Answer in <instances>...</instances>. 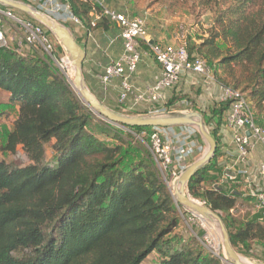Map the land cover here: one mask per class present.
Returning <instances> with one entry per match:
<instances>
[{
	"label": "trees",
	"instance_id": "1",
	"mask_svg": "<svg viewBox=\"0 0 264 264\" xmlns=\"http://www.w3.org/2000/svg\"><path fill=\"white\" fill-rule=\"evenodd\" d=\"M61 1L87 38L104 32L110 47L115 42L122 52L117 27L106 17L94 21L100 10L93 1ZM200 1L213 17L197 45L187 47L189 57L200 56L213 70L214 83L241 93L256 120L264 122V0ZM111 3L105 0L107 8L129 15ZM140 50L151 56L143 42ZM82 71L94 93L84 63ZM0 92L8 95L4 106L18 107L3 150L21 152L24 161L18 166L0 160V264H142L152 253L159 257L153 264H222L195 239L168 237L176 226L171 193L131 133L153 128L120 126L127 133L98 118L35 51L0 48ZM173 97L162 106L165 112L180 102ZM136 109V114L153 111ZM227 110L228 103L219 102L208 118L202 113L205 125L213 122L209 134L216 151L187 190L219 215L231 247L244 250L256 242L264 246V222L233 214L239 194H226L214 183L202 187L211 183L207 174L222 154L219 130Z\"/></svg>",
	"mask_w": 264,
	"mask_h": 264
},
{
	"label": "built area",
	"instance_id": "2",
	"mask_svg": "<svg viewBox=\"0 0 264 264\" xmlns=\"http://www.w3.org/2000/svg\"><path fill=\"white\" fill-rule=\"evenodd\" d=\"M36 6L46 12L59 23L76 28H82L81 21L76 18L70 10L68 4L61 0H16ZM93 1L100 10V13L94 14V21L101 17L108 18L119 30V37L122 40V52L117 59L111 61L103 70L102 74L97 76L99 84L106 90L111 86L114 80L120 81V91L118 104L125 107L126 111H133L142 105L158 106L153 111L146 114H162L165 112L162 106L165 102V92L174 89L180 83L183 76L193 74L202 76L209 81H213L210 70L206 62L200 57H189L187 46L181 39L175 45H161L153 42L147 34V13L144 12L136 17H129L125 13H119L105 6V0ZM0 14L15 21L21 28L23 34L24 46L32 49H40L49 59L53 66L62 68L65 80L67 79V68L65 60L68 57L60 58L56 50V44L52 40L49 32L40 24L32 19H23L18 17L12 9L0 7ZM94 24H92L93 26ZM90 37V35H87ZM179 37V36H178ZM143 42L148 47L154 61L160 67V76L153 85L142 89L135 87L131 79L135 75L137 66L141 61L140 44ZM7 48L2 26L0 25V48ZM61 48L60 46H58ZM18 53L20 51L16 50ZM218 101L228 103V110L225 116V122L232 133L231 139L236 154V160L241 165L247 167L250 153L260 147L262 150V161L258 165V174L264 178V127L257 123V120L250 108L246 98L238 91L231 88L218 85ZM131 98L132 103L126 105L127 100ZM190 105L187 101H180L177 107H186ZM181 112V111H177ZM188 113L187 111H185ZM191 130V134L197 131L189 126H181ZM171 128H153L145 138L147 150L157 168L159 175L169 176L175 180L178 175L187 167L185 157L191 150L178 149L169 142L166 136V130ZM145 133V131L139 134ZM241 176L246 175L245 170L238 171ZM217 187V186H216ZM250 197L256 202V210L259 213L260 221L264 222V188L259 191H252ZM199 241V240H198ZM207 249V253L216 259L222 261L221 253L215 248L210 247V242L204 239L199 241ZM201 246V245H200ZM209 247V249L207 248ZM204 249V248H203Z\"/></svg>",
	"mask_w": 264,
	"mask_h": 264
},
{
	"label": "rangeland",
	"instance_id": "3",
	"mask_svg": "<svg viewBox=\"0 0 264 264\" xmlns=\"http://www.w3.org/2000/svg\"><path fill=\"white\" fill-rule=\"evenodd\" d=\"M110 1L112 2L111 4L114 7H116L117 9L118 7H121L122 8L121 11L125 10L129 13V15L132 14L140 15L143 12H146L148 17L146 25L147 27H149L150 31L153 30L155 32L156 31L165 32L166 30L173 29V31L176 32V34H178L177 36H179L177 40L181 39V41H184L188 48L197 45L199 35H203L204 31H207L211 19L213 17V15L209 12L208 8L205 7L204 5H201L200 0H131V2H127V0H110ZM15 12L16 15H18V17H23V19H31L26 15L24 16V14H21L17 11ZM0 25L2 26V31L4 33L5 41L8 48L23 52L27 51L25 50V46L22 41L23 39L22 30L15 21L0 14ZM67 27L70 29L72 35L74 34V36H76L74 30L77 32V30L79 29L68 25ZM51 37L56 44L57 47L56 50L57 53L59 54V57L65 58L64 49L58 44V42L56 41V39H54L53 36ZM79 45L82 46V44ZM58 46H60L61 48H59ZM34 51L37 52L39 55H44L40 49H34ZM192 56L200 57L198 55H192ZM53 67L61 76H63L62 73L60 72L61 70H63L62 68H56L55 66ZM88 70H90L91 74H93L94 76H97L99 74L98 71L93 69V66L90 63H86V71ZM209 70H210V75L213 78V74H212L213 70L211 68H209ZM187 75L183 79V81L186 82H182V84L179 83L176 88L167 91V93L176 96V98L175 97L173 98L176 99L177 101H182V100L187 101V103H189L190 105L186 107L180 106L175 110H173V112H177V111H181V112L187 111L188 113L197 112L201 115L203 113L204 115H206V118H208L210 107L215 104V99H213L214 97L213 94L210 97L208 96V92L211 90L210 88L214 86L213 85L214 82L209 81L208 79L202 76L190 75V74L188 76ZM93 91L94 93L92 91L90 92L94 96L100 97L99 90L93 87ZM2 100L5 101L6 99L3 97ZM167 101H168V97L165 102ZM101 103L106 107H108L109 109H111L112 111L122 115H128V116L145 115V114H136L133 111H125L124 110L125 107L118 103L110 104L108 101ZM0 110H1L0 111L1 114L0 115V160H4L7 163H12L18 166L22 165L24 161L22 159L21 152H17V154L13 156L3 150V147L7 140V136L12 129L13 120L17 116V111H13V109L6 110V106H0ZM257 120H258V124L264 127L263 120L261 118H257ZM113 126L116 129L119 130L121 129L123 131H126L127 133H130L129 131L120 128V126H116V125ZM212 126H213L212 121H210V124L208 126L205 125L209 133ZM149 132L150 131H145L144 135L142 133L135 134L131 132L132 135L135 137V139L140 143L139 147L140 146L144 147V149L147 152L148 150L146 147L147 143L145 138L148 136ZM107 143L109 145H113V142H110L108 140ZM200 157L201 155L196 159H194L193 161H191L187 166L194 163ZM221 174H222L221 172L216 171L215 173H212L211 175L207 176L208 181H211V183L210 182L204 183L202 187L209 188L214 183V185H216L217 187L225 190V192H228L229 188L232 187L231 186L228 187L227 183H223L220 181ZM160 178L164 183V185L168 188V192L172 191L173 189L172 182L174 181L173 178L166 175H164V177L160 175ZM185 193L193 200L204 205L199 198H194L188 193L187 187L185 188ZM171 199H172V206L175 211L176 226L172 231V233L168 235V237L180 242H187L193 238L201 246L202 244L199 241H204V239H206L207 241L210 242L211 245L210 247L215 248V250H218L219 253H221V256L224 257L225 253L222 248L221 237L217 231V228H215V226L209 227L207 225H204V223L199 219L198 216H196L187 208L176 205L172 197ZM244 208H246V206L245 204H243V200L242 199L238 200V208L236 212H233V214L238 215L239 212L242 211ZM203 248L207 253L208 252L207 249L205 247ZM207 248L209 249L208 246ZM234 251L238 257L246 259L250 263H264V246H262L258 242L251 244V246L248 249L243 250L242 248H238ZM158 259H159L158 255L156 253H152L147 257V259L142 264H153Z\"/></svg>",
	"mask_w": 264,
	"mask_h": 264
},
{
	"label": "crops",
	"instance_id": "4",
	"mask_svg": "<svg viewBox=\"0 0 264 264\" xmlns=\"http://www.w3.org/2000/svg\"><path fill=\"white\" fill-rule=\"evenodd\" d=\"M111 7V6H110ZM112 8V7H111ZM120 9V8H119ZM18 16V15H17ZM25 16V15H24ZM23 18V17H20ZM77 32L74 30L76 36L74 39L77 43L82 44L85 52L88 50V55L86 60L84 61V69L86 70V63H90L93 66V69L98 71L99 74H102L104 68L113 60L117 59V57L121 53V47H117L115 42L110 47L112 43L111 39L104 34V32L97 31L93 34V38H87L85 31L82 28H78ZM148 38L153 42L159 43L161 45H175L178 39V34L173 31V29L166 30L165 32L160 31H150L149 27H147ZM25 50L20 51L22 54H31L34 53V49L25 46ZM119 51V52H117ZM141 61L137 66V70L135 75L132 77L131 82L137 88H144L150 85H153L155 81L160 76V67L154 61V59L145 51H141ZM87 73V79L89 85L100 92V97L95 96L98 100L100 99L102 102H109L110 104L118 103V96L120 91V81L114 80L110 87L106 90L99 84L97 80V76L91 74V71H85ZM90 75V77H89ZM187 75V74H186ZM185 75V76H186ZM189 75V74H188ZM187 75V76H188ZM193 75V74H190ZM185 76L182 77L180 83L186 82L183 81ZM96 81V82H95ZM213 87L208 92V96H212L215 99V103H219L218 94L219 89L216 83H213ZM171 94L165 92V101L170 99ZM1 97V106L7 105L8 95L4 92H0ZM6 100L3 101L2 98ZM99 100V101H100ZM132 103L131 98L127 100L126 105H130ZM165 103V102H164ZM13 109V111H17L18 107H7L6 110ZM139 110H154L156 107L142 105L137 107ZM136 109V110H137ZM126 111V109H124ZM180 113V112H177ZM225 113L223 114V118L221 120L219 137H220V146H221V156L218 158L216 168L212 171L208 172L207 176L215 173L216 171L221 172L220 181L223 183H227V186H231L228 192L222 189V191L226 194H236L240 195V199L243 200V204H245L246 208L240 211V214L247 215V219H259V213L256 210V202L254 198L250 197V193L252 191H259L264 188V178L258 174L257 168L261 163L263 155L260 147H256L249 155L247 167L241 165L236 160V154L232 143V133L230 128L227 126L225 122ZM166 136L169 139V142L175 146V148L186 149L185 151H189V154L185 157V164H189L191 161L196 159L201 155V157L206 152V145L203 140L197 135V133L191 134V130L185 129L182 127H172L171 129L166 130ZM245 170L246 175L241 176L238 174V171ZM211 177V176H210ZM221 189V188H220Z\"/></svg>",
	"mask_w": 264,
	"mask_h": 264
},
{
	"label": "water",
	"instance_id": "5",
	"mask_svg": "<svg viewBox=\"0 0 264 264\" xmlns=\"http://www.w3.org/2000/svg\"><path fill=\"white\" fill-rule=\"evenodd\" d=\"M0 7L9 8L28 16L33 21L42 25L49 32V34L56 39L58 44L64 49L66 55L71 59L73 66V79L72 83H69V85L82 101L83 105L106 123L122 127L138 128H172L189 126L197 131L198 135L206 145V152L202 157L187 166L178 175L174 181L179 187V191L174 188L173 191H170V193L176 205L183 206L194 214L211 218L216 221L217 231L220 234L222 248L225 253V256L222 257V261L227 264H241L237 260V254L231 247L229 234L219 215L201 203L192 202L183 196V191L187 187L190 179H192L198 170L205 167L213 159L216 151V142L205 127L202 115L197 112H171L128 116L112 111L103 105L88 89L82 71V65L86 58V52L84 48L75 41L68 27L59 23L55 20V18L40 10L36 6L25 2L16 0H0ZM174 196L176 199H174Z\"/></svg>",
	"mask_w": 264,
	"mask_h": 264
},
{
	"label": "bare ground",
	"instance_id": "6",
	"mask_svg": "<svg viewBox=\"0 0 264 264\" xmlns=\"http://www.w3.org/2000/svg\"><path fill=\"white\" fill-rule=\"evenodd\" d=\"M65 64H66V68H67V79H68V82L71 84L74 72H73V66L71 63V59L69 57L66 58ZM172 184H173V189L176 188V190L179 191V187L176 185V182L174 181V182H172ZM173 189H172V191H173ZM183 196L185 198H188V200H190L192 202H197V201L193 200L192 198H190L188 195H186L185 190L183 191ZM174 199H176L175 196H174ZM195 215L199 217V219L204 223V225H207L209 227L215 226V228H217L216 221L212 220L211 218L203 217V216H200L197 214H195ZM237 258H238L237 259L238 262L241 264H253V263L248 262L246 259L240 258L238 256H237Z\"/></svg>",
	"mask_w": 264,
	"mask_h": 264
}]
</instances>
